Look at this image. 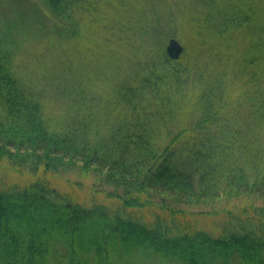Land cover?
<instances>
[{
  "label": "trees",
  "instance_id": "1",
  "mask_svg": "<svg viewBox=\"0 0 264 264\" xmlns=\"http://www.w3.org/2000/svg\"><path fill=\"white\" fill-rule=\"evenodd\" d=\"M36 2L52 21L43 36L68 44L97 12L94 0ZM155 2L122 11L127 65L106 99L69 75L54 97L33 90L14 69L21 18L0 17V160L33 173L79 166L111 201H75L42 177L0 186V264H264V0H188L199 53L178 60L165 48L175 16ZM63 93L57 127L45 100ZM239 198L262 204L208 213L223 215L215 230L184 209Z\"/></svg>",
  "mask_w": 264,
  "mask_h": 264
},
{
  "label": "rangeland",
  "instance_id": "2",
  "mask_svg": "<svg viewBox=\"0 0 264 264\" xmlns=\"http://www.w3.org/2000/svg\"><path fill=\"white\" fill-rule=\"evenodd\" d=\"M34 3L37 4L36 0H0V17L15 21L21 18L20 22L24 27L22 34L26 35L15 59L16 74L33 90L47 97H54L59 90H65L67 87L69 89L66 79V75H69L76 77L78 82L82 83L83 90H92L106 99L117 79V70L127 65L128 46L122 43L118 45L116 35L120 19L124 21L123 28H128V13L122 11L134 10L130 6V0H94L96 8L88 11L97 12L91 17L85 16L82 38L78 40L79 42H71V44L43 36L39 29L43 25L49 26L52 21L43 11L36 9ZM125 3L129 6L124 7ZM155 3L157 8L173 12L176 36L172 37L178 39L184 49L189 48L192 51L191 48L194 47L195 53H199L196 31L191 23L181 17L191 11H197L192 4L188 0H160V2L156 0ZM168 41L167 39L165 48ZM86 95L90 97L89 92ZM70 99L71 97L63 93L52 102L48 98L45 100L47 111L52 113L53 125L60 126L64 118L62 113L65 114V111L70 110L67 106ZM104 103L99 104L101 108L106 106ZM100 107L96 110H100ZM103 113L107 114L106 111ZM98 128L103 129V126ZM41 177L45 178L53 188H57L59 192L75 201L88 205L111 203L107 194L110 189L102 186L92 173L79 166L60 170L57 173L43 170L33 173L0 160V186L28 184ZM251 202L254 201L246 198L231 201L219 199L210 205L205 203L184 209L192 214L196 227L215 230L214 225L223 218V215L208 213L241 208ZM254 203L262 204L261 201Z\"/></svg>",
  "mask_w": 264,
  "mask_h": 264
},
{
  "label": "water",
  "instance_id": "3",
  "mask_svg": "<svg viewBox=\"0 0 264 264\" xmlns=\"http://www.w3.org/2000/svg\"><path fill=\"white\" fill-rule=\"evenodd\" d=\"M168 56L173 60H178L184 52L183 45L176 38H170L166 46Z\"/></svg>",
  "mask_w": 264,
  "mask_h": 264
}]
</instances>
